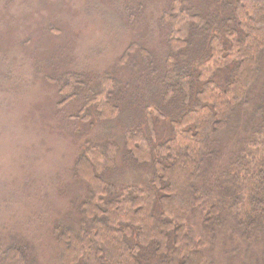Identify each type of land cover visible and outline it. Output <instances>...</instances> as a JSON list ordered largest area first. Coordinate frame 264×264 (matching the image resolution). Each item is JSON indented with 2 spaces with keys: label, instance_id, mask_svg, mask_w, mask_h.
Wrapping results in <instances>:
<instances>
[{
  "label": "trees",
  "instance_id": "1",
  "mask_svg": "<svg viewBox=\"0 0 264 264\" xmlns=\"http://www.w3.org/2000/svg\"><path fill=\"white\" fill-rule=\"evenodd\" d=\"M216 1L223 10L209 17L178 1L194 20L196 39L204 38L203 52L206 46L211 57L220 58L216 69L196 75L185 62L176 64V74L164 72V66L159 75L146 66L155 72L161 97L174 104L166 114L158 112L169 122L161 140L150 139L155 135L150 121L148 135L136 126L125 132V157L148 165L144 185L115 184L105 177L117 151L113 141L82 147L74 174L87 190L76 223H57L53 229L57 264H264V0ZM181 20L179 14L172 18L170 49L192 50L190 23ZM214 30L219 32L207 40ZM135 44L126 47L119 63ZM104 77L99 119L113 117L119 107L113 94L119 80ZM257 84L262 90L253 104ZM69 91L62 102L74 96ZM240 128L239 148L217 165L225 138ZM24 246L8 245L0 264H25Z\"/></svg>",
  "mask_w": 264,
  "mask_h": 264
},
{
  "label": "rangeland",
  "instance_id": "2",
  "mask_svg": "<svg viewBox=\"0 0 264 264\" xmlns=\"http://www.w3.org/2000/svg\"><path fill=\"white\" fill-rule=\"evenodd\" d=\"M178 1L0 0L1 254L18 242L25 245V264H57L53 229L79 218L77 205L87 186L74 174V163L87 143H116L114 162L104 170L109 181L144 185L148 165L125 157L124 136L134 126L143 135L150 134L149 121L155 130L152 141L169 132V122L158 112L166 114L174 102L161 97L159 83L152 79L155 72L162 75L166 66L164 72L176 74V64L189 62L197 75L213 71L220 61L206 46L203 52L204 38L196 39L194 20ZM184 4L208 17L223 10L216 0ZM176 14L182 24L190 23L192 50L170 49ZM178 30L180 26L174 28L175 33ZM218 32L209 33L207 40ZM133 41L135 50L119 63ZM146 66H154L155 72L149 73ZM105 75L119 80L113 92L119 107L113 117L99 119ZM261 86L252 90L251 103L259 101ZM68 91L74 96L62 102ZM76 113L78 117L72 116ZM242 134L240 128L225 138L217 165L239 148ZM194 225L198 227L196 221ZM224 244L221 239L220 249Z\"/></svg>",
  "mask_w": 264,
  "mask_h": 264
}]
</instances>
